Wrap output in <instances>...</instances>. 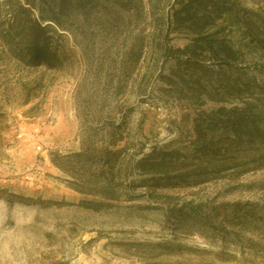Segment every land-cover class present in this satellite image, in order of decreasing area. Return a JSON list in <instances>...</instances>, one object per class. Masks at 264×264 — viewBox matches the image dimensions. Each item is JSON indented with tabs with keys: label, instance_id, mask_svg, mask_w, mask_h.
Listing matches in <instances>:
<instances>
[{
	"label": "rangeland",
	"instance_id": "obj_1",
	"mask_svg": "<svg viewBox=\"0 0 264 264\" xmlns=\"http://www.w3.org/2000/svg\"><path fill=\"white\" fill-rule=\"evenodd\" d=\"M45 1L0 0V264H264V0H224L233 22L206 11L201 47L172 32L168 48L190 49H146L119 85L154 23L114 0L76 10L53 40L70 65L48 69L14 33ZM86 144L120 150L129 188L110 210L80 206L50 160ZM144 155L156 173L132 165Z\"/></svg>",
	"mask_w": 264,
	"mask_h": 264
},
{
	"label": "trees",
	"instance_id": "obj_2",
	"mask_svg": "<svg viewBox=\"0 0 264 264\" xmlns=\"http://www.w3.org/2000/svg\"><path fill=\"white\" fill-rule=\"evenodd\" d=\"M99 1L101 0H46L44 8H40L41 5L36 7L37 20L23 22L17 19L14 33L20 43L25 44L24 52L27 60L48 69L59 70L69 66V53L64 46H55L54 37H62L63 34L58 33L60 31L69 32L63 20L70 19L72 12L85 9ZM114 2L122 5L134 4L141 18L144 21L150 19L155 29L148 35L142 31L139 36L132 39L133 43L129 52L125 53L117 67L120 76L116 82L107 80L108 84L119 85L123 80L121 77L131 71L132 62L138 63L146 49L161 55H169L172 51L177 54L186 53L190 45L184 49L168 48V37L172 32L181 29L189 32L191 30V33L197 35L192 43L201 47L198 44L201 38L198 36L203 34V26L211 20V15L205 14L206 11L217 15L225 13L227 21L235 20L234 15L229 12L230 9L225 7L224 0H167L162 15H159V5L163 2L162 0H114ZM26 4L29 5V1H26ZM200 14L204 15L197 19ZM45 22L48 24L43 25ZM42 33L51 35L48 39H42ZM203 46L208 50L213 49L211 42H204ZM219 49L224 57L231 58L232 53L227 48L220 46ZM117 63L115 61L113 65ZM117 142L118 140H115L111 145L116 148ZM119 151V149L108 148L91 149L86 144V146L82 145L81 152L64 156L53 153L50 160L57 169L74 176L75 179L69 182L70 187L85 197L80 201V206L94 211H103L116 207L115 204L120 200L121 194L129 188V185L126 186L123 183L122 169L118 167L116 155ZM132 165L138 166L141 172L156 173L160 164L150 155H144L137 161H133ZM87 197L91 199H86Z\"/></svg>",
	"mask_w": 264,
	"mask_h": 264
}]
</instances>
